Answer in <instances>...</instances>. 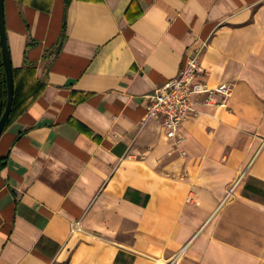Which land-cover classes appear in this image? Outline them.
<instances>
[{
	"label": "crops",
	"instance_id": "obj_1",
	"mask_svg": "<svg viewBox=\"0 0 264 264\" xmlns=\"http://www.w3.org/2000/svg\"><path fill=\"white\" fill-rule=\"evenodd\" d=\"M4 7L0 264H264V0ZM198 52L233 97L170 140L149 95Z\"/></svg>",
	"mask_w": 264,
	"mask_h": 264
},
{
	"label": "built area",
	"instance_id": "obj_2",
	"mask_svg": "<svg viewBox=\"0 0 264 264\" xmlns=\"http://www.w3.org/2000/svg\"><path fill=\"white\" fill-rule=\"evenodd\" d=\"M201 52L190 57L180 74L162 84L149 95L147 118L159 120L166 137L176 140L180 136L182 125L198 116L202 108L228 106L233 97L234 85L211 86L197 81V76L204 73L200 62ZM73 231H81L80 222L72 225Z\"/></svg>",
	"mask_w": 264,
	"mask_h": 264
},
{
	"label": "water",
	"instance_id": "obj_3",
	"mask_svg": "<svg viewBox=\"0 0 264 264\" xmlns=\"http://www.w3.org/2000/svg\"><path fill=\"white\" fill-rule=\"evenodd\" d=\"M0 49H1L3 65L5 67L6 82L8 87V98H7V105L5 110L3 111L2 103L0 106V139H1L2 134L10 120L13 111L14 98H15V76H14L10 47L8 43V35L6 30L4 0H0Z\"/></svg>",
	"mask_w": 264,
	"mask_h": 264
},
{
	"label": "trees",
	"instance_id": "obj_4",
	"mask_svg": "<svg viewBox=\"0 0 264 264\" xmlns=\"http://www.w3.org/2000/svg\"><path fill=\"white\" fill-rule=\"evenodd\" d=\"M7 98H8V87H7V82H6V72H5V67L3 65L1 49H0V106L2 103L3 111L5 110L6 105H7ZM13 109H14V105H13ZM2 166L3 165H0V167Z\"/></svg>",
	"mask_w": 264,
	"mask_h": 264
},
{
	"label": "rangeland",
	"instance_id": "obj_5",
	"mask_svg": "<svg viewBox=\"0 0 264 264\" xmlns=\"http://www.w3.org/2000/svg\"><path fill=\"white\" fill-rule=\"evenodd\" d=\"M184 251V250H183ZM183 251L177 256V258H181L184 254Z\"/></svg>",
	"mask_w": 264,
	"mask_h": 264
}]
</instances>
